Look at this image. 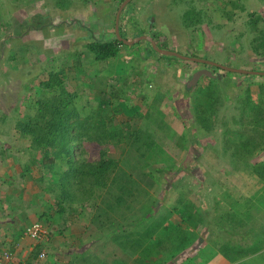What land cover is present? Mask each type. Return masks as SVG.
Masks as SVG:
<instances>
[{
	"label": "rangeland",
	"instance_id": "obj_1",
	"mask_svg": "<svg viewBox=\"0 0 264 264\" xmlns=\"http://www.w3.org/2000/svg\"><path fill=\"white\" fill-rule=\"evenodd\" d=\"M121 3L0 0V172L8 170L11 190L16 189L15 181L20 184L13 192L27 206L33 205L31 198L43 196L54 205L50 208L47 204L49 216L38 219L39 223L48 227L44 224L48 217L54 223L53 214H62L57 212L55 195L49 191L56 177L42 170V157L37 152L30 151L32 156L21 152L27 149L29 141L16 131V122L26 120L33 112L34 101L49 96L41 84L51 73L62 71L68 89L78 94L79 104L85 107L82 116L94 109V121L104 122L108 131L106 157L116 159L120 172L130 177L126 186L132 196L124 202L131 208L130 221L137 217L147 223L146 240L140 239L147 244L159 240L165 218L162 215L177 207L179 212L174 218L194 222V235L187 234L189 240L197 236V228L206 227L211 233H202L201 243L229 251L232 236L241 243L251 233L235 224L240 219L245 223L247 210L234 217L235 222L226 218V198L250 197L264 186L251 172V166L264 162V127L261 130L258 125L255 130L254 126L264 121L251 118V112L244 116L242 107L249 94L253 102L258 101L264 78L161 55L147 42L121 46L115 59L96 61L87 46L96 40L112 39ZM250 14L255 15L252 20H257L256 26L249 24ZM121 15L119 25L128 40L140 34L154 35L163 44L159 46L183 56L264 72V0H132ZM196 16L199 21L193 25ZM255 39L262 45L259 50L252 47ZM169 60L178 62L170 63L166 70L163 63ZM194 69L210 70L213 76L208 75L210 78L205 77L200 84L190 83L197 71ZM207 87L216 91L218 102L206 130L196 120L195 106L196 94ZM137 131L140 139L133 142L130 136ZM248 137L260 142L263 148L246 151L242 145ZM81 146L77 153L82 151L90 161L99 159L98 144L86 142ZM135 190L142 193L135 194ZM106 191L97 189L88 200L62 203L63 214L69 212L67 216L73 219V213L81 212L78 222L86 223L91 209L104 223L105 215L114 212L113 220L97 229L112 236L114 231L121 233L128 227L131 235L135 224L126 222L121 210H111L103 203ZM110 193L118 195L117 187ZM2 206L4 209L6 204ZM161 206L167 211L161 210ZM11 221L13 227L31 225L23 216L13 215ZM71 225L79 228L69 224L70 229ZM197 233L201 235L200 231ZM103 237L107 239L108 235L103 233ZM256 258L257 255L239 257L237 264H255ZM177 262L163 260L161 264Z\"/></svg>",
	"mask_w": 264,
	"mask_h": 264
},
{
	"label": "trees",
	"instance_id": "obj_2",
	"mask_svg": "<svg viewBox=\"0 0 264 264\" xmlns=\"http://www.w3.org/2000/svg\"><path fill=\"white\" fill-rule=\"evenodd\" d=\"M250 17L249 24L252 27L256 26L257 20H252L255 15L250 14ZM120 19H122V15ZM198 19L199 17L196 16L191 24L198 23ZM120 34L124 37L121 27ZM152 37L155 38L154 35ZM257 40H253L252 47L259 50L262 45ZM120 46H123V43L118 41L114 32L112 39L93 41L87 46V49L93 54L96 61L103 62L118 57ZM64 78L65 75L62 71L51 73L48 80L41 84L49 92V96L36 99L33 112L28 114L27 119L16 122V131L19 136L29 141L27 149H23L21 152L24 154L29 152L30 156L33 152H37L42 157V170L56 177L57 181L49 188V191L55 195V205L60 213H64L62 203L88 200L95 190L103 188L107 189L106 197H111V199L105 197L103 203L106 202L108 208L119 206L124 200L126 201V197L132 196V191L126 186L127 183L131 182L130 177H126V174L120 172L116 159L106 157L104 149L108 131L104 122L101 121L97 124L94 121V109L90 110V114L82 116L85 107L83 104H79L78 94L68 89ZM259 94L260 97L257 102L252 101L250 94L247 96L242 105L243 115L246 116V113L251 112V118L255 117L263 122L264 85H260ZM217 102L218 95L212 87H207L205 91L196 94V120L203 129H209V120L217 109ZM258 125L262 130L264 122L261 125H254L255 130ZM139 135L140 131H137L130 138L134 142L135 138L140 139ZM151 136H153L152 132ZM86 142H95L101 147L97 161L84 158L82 151L76 152V149L82 147V143L85 144ZM243 147L252 153L253 149H262L263 145L250 137L248 142L242 145ZM251 172L264 184V162L251 166ZM115 187L118 189V195L110 193V190ZM134 193L140 195L142 192L135 190ZM226 199L229 200V211L226 218L228 217L227 219L230 221L235 222L234 217L236 219V216L248 212L246 214L247 219L244 218L245 223L243 219L236 220L235 223L236 226L247 228V231L251 233L249 239L241 242L242 253L245 257L250 258L259 254L255 264H264V186L261 190L251 194L250 197ZM251 199H254V202ZM148 201L150 202V200ZM182 214H185L184 211ZM192 221L189 219L188 227L192 226L194 223ZM148 229L149 225L147 226ZM168 231L170 233L167 234ZM174 232V229L168 228L166 232H161L162 236L159 240L150 241L140 259L141 264H161L168 252L175 254L188 244V235L172 236ZM147 235L150 236L149 231Z\"/></svg>",
	"mask_w": 264,
	"mask_h": 264
},
{
	"label": "crops",
	"instance_id": "obj_3",
	"mask_svg": "<svg viewBox=\"0 0 264 264\" xmlns=\"http://www.w3.org/2000/svg\"><path fill=\"white\" fill-rule=\"evenodd\" d=\"M175 62L178 61L169 60L167 64H163L166 70H168L167 65L171 66L170 63L175 64ZM194 70L197 71L194 72L190 83L200 84L201 80L205 77L210 78L207 74L209 70ZM0 175V183H2V186H0V248L9 249L14 253V264H141L140 259L147 246V242L142 241L146 240L145 229L147 223H145L146 221L140 220V218L137 219V217L133 221H130L128 216L131 208H129V205L124 201L120 203L121 205L110 209L121 210V215H123L124 218L126 217L125 221L135 224L134 227L136 229L132 231L131 235H129L128 227H126V231L122 230L121 233L114 231L112 236L110 233L107 234L103 232L106 236L108 235L107 239H103V233H101V230L99 231L97 228L103 227L104 224H108L110 220H113L112 215L114 212L107 213L105 215L107 221L103 223V221H99V214L91 212L90 209L87 222L82 223L78 222V215L81 212H72L74 218L70 219L67 216L69 212L61 215L59 214L60 212L58 211V208H56L59 215L55 217L53 214L54 223L53 221L50 223L48 220L51 217H48L47 221L44 223L48 226L51 233L49 239L47 241L44 240L42 242H34L24 235V229L27 227L28 223L25 224L22 222L21 224L24 223L25 225L23 224L24 226L21 228L18 226L13 227L12 225H14V222L11 221V217L13 215L18 218L23 216L26 218L27 222H29V225L38 223L41 222L40 220H43L44 217L49 216V209L47 210L46 208L48 206H52L53 208L54 205L48 204L49 201L43 196V198H31V203H33V205L30 204V206H27L26 202L18 198V195L14 193L20 186L17 181L13 184V187L15 186L16 188L15 190L8 188L10 187V182L8 180L9 177H7L9 175L8 170H1ZM6 188L10 190H7ZM19 192L21 191H18V193ZM22 193L26 194L24 191H22ZM34 196L35 193L33 194V197ZM17 199L20 201L17 202ZM35 199L40 202V205ZM8 201H11V205ZM2 202L3 204H6L4 209L2 206L3 204H1ZM163 207L164 206H161V210L167 211L166 209H163ZM119 210L115 211V213L118 214L120 212ZM125 210L128 211L127 214L124 213ZM168 212L170 213L162 215V218H165L161 223V232H166V229L171 228L175 231L172 236L190 234L192 237L194 235L192 228L188 227L189 218H185L186 222H183L184 220L182 221L180 218H174V216L178 214L177 212H179L177 207H174L173 211ZM43 214L47 215L42 216ZM69 224L76 225L79 227V230L73 225H71L70 229ZM74 228L78 231L74 230V233L72 232L70 235L69 233H71ZM124 228L125 227L122 229ZM198 231L201 232V235L197 233ZM206 231L209 234L211 233L206 227L203 229L197 228L195 233L197 236L195 238H191V240L188 239V244L181 248L179 252L177 251L175 254H170L168 252L164 260L168 263L173 262V260H176L177 262L178 259L181 260V257L188 253V256L185 255L184 257L186 258L181 261L178 260L177 264H237L239 256L245 257L240 248L241 243L235 242V238L233 236V244H231L232 247L226 252L220 250V248L216 245L207 244L208 242L201 243V238L203 237L202 233ZM168 233H170V231H168L167 234ZM118 243H120V245ZM41 253H45L44 258L39 257ZM207 254H209L208 258Z\"/></svg>",
	"mask_w": 264,
	"mask_h": 264
},
{
	"label": "water",
	"instance_id": "obj_4",
	"mask_svg": "<svg viewBox=\"0 0 264 264\" xmlns=\"http://www.w3.org/2000/svg\"><path fill=\"white\" fill-rule=\"evenodd\" d=\"M131 1L132 0H123L122 1V3L118 7V10H117L116 15H115V21H114V32H115L116 38L118 39L119 42L123 43L124 45L131 46V45H134V44H136V43H138L140 41H146V42H148L151 45L152 49L156 53H159L161 55L173 56V57H177V58H180L182 60H185V61L203 63V64H206V65L217 67L219 69H222V70L228 71V72L245 74V75H261V76H264V72L247 71V70H243V69H236V68L228 67V66H225V65H222V64H218V63H215V62H212V61L204 60V59H201V58L186 57V56H183V55H181V54H179V53H177L176 51H173V50L162 49V48H160L157 45V43L155 42L153 37L148 36V35H141V36H139L137 38H134V39H131V40L123 38L120 35V29H119L120 16H121V13L124 10V8ZM208 75H210V74L208 73Z\"/></svg>",
	"mask_w": 264,
	"mask_h": 264
},
{
	"label": "built area",
	"instance_id": "obj_5",
	"mask_svg": "<svg viewBox=\"0 0 264 264\" xmlns=\"http://www.w3.org/2000/svg\"><path fill=\"white\" fill-rule=\"evenodd\" d=\"M50 234L51 233L48 227L39 222L31 224L24 229V235L34 242H42L44 240L47 241ZM39 257L44 258L45 253H41ZM13 261L14 253L9 249L0 248V264H14Z\"/></svg>",
	"mask_w": 264,
	"mask_h": 264
},
{
	"label": "clouds",
	"instance_id": "obj_6",
	"mask_svg": "<svg viewBox=\"0 0 264 264\" xmlns=\"http://www.w3.org/2000/svg\"><path fill=\"white\" fill-rule=\"evenodd\" d=\"M123 12V11H122ZM120 18H121V16H120ZM120 22V21H119ZM119 29H120V25H119ZM121 35V34H120ZM141 35H145V34H140L139 36H141ZM149 36V35H148ZM152 37V36H151ZM124 38V37H123ZM126 39V38H125ZM154 39V38H153ZM131 40V39H130ZM141 42H146V41H140V42H138V43H136V44H134V45H137V44H139V43H141ZM148 43V42H147ZM123 46H126V45H124L123 44ZM132 46V45H131ZM159 46V45H158ZM121 47V46H120ZM160 47V46H159ZM161 48V47H160ZM162 49H167V48H162ZM168 50H172V49H168ZM174 51V50H173ZM190 62H192V61H190ZM197 63V62H196ZM203 64V63H202ZM203 65H205L206 67H208V66H210V65H206V64H203ZM223 65V64H222ZM226 66V65H225ZM212 67H214V66H212ZM229 67V66H228ZM217 68V67H216ZM217 69H219V68H217ZM219 70H222V69H219ZM222 71H224V70H222ZM226 72H228V71H226ZM210 75L209 76H211L212 75V73L210 72V70H209V72H208ZM213 76V75H212Z\"/></svg>",
	"mask_w": 264,
	"mask_h": 264
},
{
	"label": "flooded vegetation",
	"instance_id": "obj_7",
	"mask_svg": "<svg viewBox=\"0 0 264 264\" xmlns=\"http://www.w3.org/2000/svg\"><path fill=\"white\" fill-rule=\"evenodd\" d=\"M156 38H154V40H155ZM155 42L157 43V45H163V44H161L158 40H155Z\"/></svg>",
	"mask_w": 264,
	"mask_h": 264
}]
</instances>
